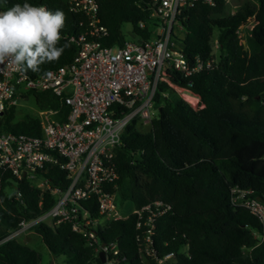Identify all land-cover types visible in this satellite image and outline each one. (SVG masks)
I'll list each match as a JSON object with an SVG mask.
<instances>
[{
	"label": "trees",
	"instance_id": "obj_1",
	"mask_svg": "<svg viewBox=\"0 0 264 264\" xmlns=\"http://www.w3.org/2000/svg\"><path fill=\"white\" fill-rule=\"evenodd\" d=\"M96 1L98 18L108 32L106 45L125 42L124 24H129L132 36L152 37L151 0ZM25 2L62 10L66 23L59 46L68 44L58 60L41 65V73L26 74L35 78L68 66L78 50L75 39L85 31L84 16L72 12L66 0H0V11ZM179 20L184 31L173 39L187 62L193 64L196 57L213 61L188 78L178 72L170 75L175 85L189 87L199 97L201 107L192 108L162 83L150 131L141 132L135 121L126 126L114 151L117 178L107 186L119 205L129 201L135 209L159 200L170 204L171 210L155 219L151 255L139 251L134 214L99 225V244L116 243V264H159L168 253L173 258L163 264H264L257 217L230 201V191L237 187L264 202V0H241L233 14L223 0H212V4L197 0ZM215 29L218 34L213 41ZM21 98H32L38 112L58 110L60 121L69 114V108L50 92L31 90ZM8 132L39 136L40 119L29 112L19 115L12 106L0 117V134ZM39 172L53 188L68 184L66 172L56 166ZM55 200L51 191L26 177L0 175V264H41L39 251L17 237L7 238L22 220L40 215ZM82 207L100 220L93 200ZM31 231L49 253L63 255L68 264H104L98 247L72 231L69 223H40Z\"/></svg>",
	"mask_w": 264,
	"mask_h": 264
},
{
	"label": "built area",
	"instance_id": "obj_2",
	"mask_svg": "<svg viewBox=\"0 0 264 264\" xmlns=\"http://www.w3.org/2000/svg\"><path fill=\"white\" fill-rule=\"evenodd\" d=\"M66 1L72 12L85 18V31L75 39L78 50L68 66L48 71L52 73L51 78L42 74L30 78L7 64L0 65V117L10 107H16L22 94L31 90L50 92L69 108L64 121L56 118L58 110L38 112L39 136L0 134V175L8 173L15 179L26 177L43 190L51 191L56 198L48 210L22 220L7 239L27 233L40 223L66 222L88 244L103 251L104 264H116L119 255L116 243L99 244L97 227L107 220H121L134 214L139 251L151 255L155 219L168 213L171 205L156 200L122 216L118 209L121 205L107 186L117 178L113 158L124 129L133 121L139 126L151 125L158 113L155 98L162 83L192 108L201 107L199 97L189 87L175 85L170 76L178 72L188 78L209 68L213 62L196 57L190 65L173 39L181 37L184 31L179 20L183 10L197 0H151L148 23L152 37L143 40L133 36L136 40L126 39L122 45L113 46L104 42L108 32L98 18L96 0ZM223 1L233 14L234 0ZM204 2L212 4V0ZM145 25V22L139 23L141 28ZM163 95L167 97L168 92ZM189 98L195 99V104ZM46 166H56L66 172L65 188H53L40 174L39 170ZM250 193L234 187L230 201L257 217L261 225L258 238L264 240V203ZM88 200L94 201L100 220L93 219L89 210L82 207ZM171 258L173 254L168 253L158 263Z\"/></svg>",
	"mask_w": 264,
	"mask_h": 264
},
{
	"label": "clouds",
	"instance_id": "obj_3",
	"mask_svg": "<svg viewBox=\"0 0 264 264\" xmlns=\"http://www.w3.org/2000/svg\"><path fill=\"white\" fill-rule=\"evenodd\" d=\"M65 23L62 10L45 5L16 3L0 11V65L22 73H41V65L58 60L68 47L67 43L59 46ZM42 75L52 77L51 72Z\"/></svg>",
	"mask_w": 264,
	"mask_h": 264
},
{
	"label": "rangeland",
	"instance_id": "obj_4",
	"mask_svg": "<svg viewBox=\"0 0 264 264\" xmlns=\"http://www.w3.org/2000/svg\"><path fill=\"white\" fill-rule=\"evenodd\" d=\"M240 1L241 0H234V5H236L237 3L239 4ZM252 24H253V22L250 25H252ZM123 28H124L125 33L127 34L126 39L136 40V38L133 37L129 33V30H130L129 24H124ZM217 34H218V31L215 29L214 33H213V41L216 40ZM213 52H214L215 57H217L218 56V49H217L216 44H214V43H213ZM16 112H18L19 115L26 113V112H29V113L34 114V115H38V110L34 106L32 98H28V99H22L21 98V99H19V103L16 106ZM150 129H151L150 125L139 126V130L141 132H149ZM118 209H119V212L122 216H127L132 212L133 206L129 201H127V202L123 203ZM16 237L23 244H26L29 247H31V248H33V249H35L41 253V259H42L41 264H68V263L64 262L65 257L63 255L53 256L51 253H49L47 248L41 242L40 238L33 231L23 233V234L16 236Z\"/></svg>",
	"mask_w": 264,
	"mask_h": 264
},
{
	"label": "water",
	"instance_id": "obj_5",
	"mask_svg": "<svg viewBox=\"0 0 264 264\" xmlns=\"http://www.w3.org/2000/svg\"><path fill=\"white\" fill-rule=\"evenodd\" d=\"M98 256L101 258V261L104 262V253H103V251H99Z\"/></svg>",
	"mask_w": 264,
	"mask_h": 264
},
{
	"label": "bare ground",
	"instance_id": "obj_6",
	"mask_svg": "<svg viewBox=\"0 0 264 264\" xmlns=\"http://www.w3.org/2000/svg\"><path fill=\"white\" fill-rule=\"evenodd\" d=\"M132 40V39H131ZM189 100L192 102V103H194L195 104V99H191V98H189ZM19 101V100H18ZM36 217V216H35ZM28 220V219H27ZM118 247V246H117ZM144 262V261H143Z\"/></svg>",
	"mask_w": 264,
	"mask_h": 264
}]
</instances>
